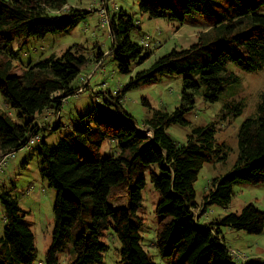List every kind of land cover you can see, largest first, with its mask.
<instances>
[{"label":"trees","instance_id":"1","mask_svg":"<svg viewBox=\"0 0 264 264\" xmlns=\"http://www.w3.org/2000/svg\"><path fill=\"white\" fill-rule=\"evenodd\" d=\"M136 1L139 12L149 18L167 17L183 22L187 15L199 14L208 32L200 35L199 42L191 48L172 51L131 77L132 66L142 65L152 51L128 37V32L137 29L130 17L107 10L106 25L112 34V46L105 58L101 59L102 53L98 52L91 60L85 47L74 44L59 56L30 61L16 74L9 61V56L16 57L10 48L13 44L20 51L29 39L67 33L91 11L79 7L64 9L68 0H0V96L7 106L20 111L16 120L0 113V158L39 145L40 173L56 192L45 264H58V254L70 244L74 257L69 264H97L106 250L102 237L109 228L121 243L122 262L154 264L143 248V220L137 215L146 171L159 195L154 210L158 223L153 246L161 258L170 264H257L260 258L230 250L221 228L260 235L264 230L263 212L248 204L238 214L207 223L197 219L206 214L209 206L226 208L235 185L264 184V94L257 103L255 116L239 126L232 171L211 182V189L202 199L203 214L199 218L193 215L198 209L193 184L205 163L224 161L226 154L223 146L214 143L213 123L194 128L182 146L171 139L167 129L174 124L186 126L184 115L193 109L194 95L201 94L205 102L214 103L230 85L237 84V75L227 70L230 65L248 73L261 68L264 0ZM192 54L198 57L190 62ZM105 59L115 64L118 74L130 76L127 83L113 96L101 93V106L79 116L78 128L64 135L54 147L47 146L42 136L60 128L61 119L53 120L45 129L38 117L43 114V118L49 111L61 113L68 97L85 91L74 85L83 68L93 61L96 74ZM164 75L183 77L180 105L172 113L159 110L145 120L148 137L130 115L120 111L121 99L126 92ZM143 104L149 105L145 100ZM107 106H113L115 112H108ZM241 111L240 103L225 106L221 119L237 117ZM36 135L39 142L29 146L28 141ZM106 141L115 145V156H100ZM10 192H0L4 221L0 264H33L34 235L24 222L18 199ZM118 194L127 197L125 208L110 205ZM237 253L240 260L235 261Z\"/></svg>","mask_w":264,"mask_h":264},{"label":"rangeland","instance_id":"2","mask_svg":"<svg viewBox=\"0 0 264 264\" xmlns=\"http://www.w3.org/2000/svg\"><path fill=\"white\" fill-rule=\"evenodd\" d=\"M106 3L111 14H124L133 20L137 29L127 33L130 40L141 46L146 43L148 44L147 49L152 51L150 58L142 65L132 66L131 77L136 72L148 69L159 58L172 51L180 52L191 48L199 42L200 35L208 32V26L203 17L196 13L187 15L183 22H178L167 17L149 18V16L141 14L136 0H68V5L64 9L79 7L90 9L91 13L86 18L76 21L67 33L47 35L42 40L29 39L20 51L16 50V43L13 44L10 48L16 52V57L9 56L12 72L20 73L30 64V61L36 63L51 55L59 56L74 44L85 47L86 54L90 55L91 60L94 59L92 56L97 55L98 52L102 53L101 59L105 58L106 52L112 46L110 38L112 34L109 31V26L106 25L108 24V14L103 13ZM261 12L264 13V7ZM197 57L198 54H192L188 59L191 62L195 61ZM95 66L93 61L89 63L74 81L75 86H81L85 91L67 98L60 113L61 127L56 129L55 126L54 131L45 132L42 136L47 146L54 147L64 135H68L74 128H78L76 122L79 116H84L97 106H101L103 103L101 93L109 92L113 96L127 83L130 77L118 74L115 64L109 59H105L103 67L93 74ZM227 70L237 75V84L230 85L214 103L205 102L201 94L194 95V107L184 115L187 121L186 126L174 124L167 129L171 139L182 146L186 144L194 128L213 123L214 143L223 146V153L226 154L224 161L205 163L193 184L195 201L198 203V209L193 212L195 218H199L203 214L201 213V203L203 197L211 189V182L232 171L237 157L236 136L239 126L244 120L255 116L257 103L264 94V64L257 71L250 73L240 71L232 65ZM86 79L89 80L87 88H85V84L81 83ZM182 79V76L164 75L157 77L151 83L140 85L126 92L121 99L120 111L130 115L139 126V130L146 132L150 137V132L146 130L143 123L159 110L172 113L180 105ZM97 93L99 94L95 96ZM143 100L147 101L150 106L144 105ZM235 103H240L242 106L241 114L234 118L224 116V119H221L224 107ZM105 109L110 113L115 112L113 106H107ZM19 112V110L7 106L0 96V113H5L16 120V114ZM38 147L39 145L36 144L31 149L29 147L21 149L14 153V159L8 160L0 166V192L9 190L11 196L18 199L19 207L25 218L24 222L34 235L33 264H45L54 224L52 210L56 192L48 186L40 173L42 166L37 154ZM114 149L115 145L106 141L100 149V156H115L113 155ZM23 162L25 164L22 166ZM143 177L145 187L141 191V208L137 212V215L143 220L142 245L154 264H170L169 260L158 255L153 246L155 228L158 223V217L154 214V210L159 195L150 182L148 171L144 172ZM118 195L119 197L109 202L110 205L114 208H125L127 197ZM248 204L264 213V184L235 185L232 188L231 202L226 208L209 206L206 209V214L197 220L200 223H207L228 214H238ZM3 229L4 221L0 209V236ZM221 235L226 246L230 250H234V253L238 251L249 258H260L256 263H263L264 230L260 235H249L245 232L221 228ZM102 242L105 244L106 250L102 253L97 264H128L121 261V243L112 228L106 231ZM73 257V248L70 244L58 254V264H69ZM233 258L235 261L236 259L240 260L238 253Z\"/></svg>","mask_w":264,"mask_h":264},{"label":"crops","instance_id":"3","mask_svg":"<svg viewBox=\"0 0 264 264\" xmlns=\"http://www.w3.org/2000/svg\"><path fill=\"white\" fill-rule=\"evenodd\" d=\"M93 3H95V1H93ZM106 4H105V8L103 9L105 12L108 10V8L106 7ZM88 10H90V9H88ZM90 11H92V10H90ZM87 81L88 80H86V83L85 84H87ZM42 115L43 114H41L38 118L40 119V121L44 125V128L47 129V125L48 124H50L53 120L58 119L60 117V112L54 114L51 111H49L43 118H41Z\"/></svg>","mask_w":264,"mask_h":264},{"label":"built area","instance_id":"4","mask_svg":"<svg viewBox=\"0 0 264 264\" xmlns=\"http://www.w3.org/2000/svg\"><path fill=\"white\" fill-rule=\"evenodd\" d=\"M103 13H105V11L103 10ZM144 47H147L148 48V44H143ZM78 92H81V91H78ZM39 142V135H36V136H33L29 141H28V145L29 146H32L34 145L35 143ZM14 159V153H10V154H7L5 156H3L0 160V166L4 165L8 160H12Z\"/></svg>","mask_w":264,"mask_h":264}]
</instances>
